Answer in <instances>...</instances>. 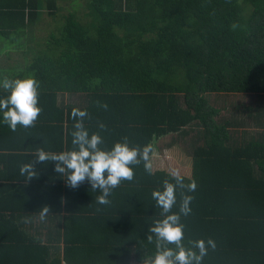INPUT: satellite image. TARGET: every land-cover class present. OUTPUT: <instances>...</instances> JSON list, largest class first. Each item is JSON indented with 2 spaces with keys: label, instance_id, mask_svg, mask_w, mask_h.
I'll return each instance as SVG.
<instances>
[{
  "label": "trees",
  "instance_id": "16d2710c",
  "mask_svg": "<svg viewBox=\"0 0 264 264\" xmlns=\"http://www.w3.org/2000/svg\"><path fill=\"white\" fill-rule=\"evenodd\" d=\"M45 11L52 22L42 42L31 33ZM8 45L25 48L31 61L18 75L8 66L0 76H34L43 111L32 127L0 125V153L35 139L50 152L70 149L74 108L88 111L85 126L105 147L124 137L141 149L151 145L150 164L157 143L176 135L192 147L184 183L197 187L178 189L172 210L183 194L194 197L191 214L182 216L186 237L217 242L204 264H264V0H0V58ZM61 94H80L81 105L60 106ZM224 94L234 96L226 107L238 118L215 105ZM243 94L252 101L235 100ZM11 138V147L2 145ZM133 167L134 179L113 190L109 205L97 204L99 190L87 182L70 189L42 169L32 184L0 183V264H144L155 252L147 228L160 216L151 194L172 177L149 174L143 160ZM32 194L35 210L47 207L60 220L62 255L34 245L19 222L31 215L4 211Z\"/></svg>",
  "mask_w": 264,
  "mask_h": 264
},
{
  "label": "clouds",
  "instance_id": "9594fccd",
  "mask_svg": "<svg viewBox=\"0 0 264 264\" xmlns=\"http://www.w3.org/2000/svg\"><path fill=\"white\" fill-rule=\"evenodd\" d=\"M39 87L34 76H0V89L7 93L0 95V125H7L12 131H16L18 125L23 128L34 126L43 111L39 105ZM101 106L107 108V104ZM71 115L74 119L72 147L59 152L37 148L34 159L21 165L22 176L27 179L36 177L35 166L38 163L55 162L54 171L65 179L67 187L77 189L87 182L93 191L99 190L100 194L95 197L97 204L109 205L113 190L122 181L134 179V165L143 160L145 171L152 174V166L148 162L149 153L153 151L151 145L141 149L124 137L111 147H105L104 137L99 132H90L85 126V118L89 116L86 109L74 108ZM98 126L100 129L106 127L103 123ZM170 175L174 182L164 179L161 187L151 194L155 206L160 209V216L148 225L146 239L155 243V252L144 264H204V258L210 250L217 248V242L211 237L194 240L186 237L182 216L191 214L194 197L183 194L179 211L172 210L177 204V190L186 187L188 192H194L196 182L193 180L185 185L178 169H173ZM47 211L45 207L43 212Z\"/></svg>",
  "mask_w": 264,
  "mask_h": 264
},
{
  "label": "crops",
  "instance_id": "0c3cea01",
  "mask_svg": "<svg viewBox=\"0 0 264 264\" xmlns=\"http://www.w3.org/2000/svg\"><path fill=\"white\" fill-rule=\"evenodd\" d=\"M48 11V10H47ZM47 11L44 12V15L47 17ZM31 35H33L34 37L36 36V32L34 31L33 33H31ZM81 96L80 94H61L59 96V105H65V104H76V105H81ZM261 130L258 131V133H260ZM172 136V135H169ZM169 136L165 137L168 138ZM50 140V139H49ZM163 139L160 141L162 142ZM159 142V143H160ZM4 144L2 145H8L11 147L12 145V138L11 141L6 143V142H2ZM13 144H19V147H17L16 149L13 148H7L4 149V153H0V154H4L6 156H9L8 158H2L0 160V175L2 176V179L0 178V183L5 184L6 187H10L11 185H17L18 188H20L21 184H32L33 181H40V177L41 176H36L33 177L31 179H27L26 176H22L20 173V167L22 164L24 163H28L30 161H32L34 159L35 156V150L37 148H43V146L45 145V142H38L37 139L34 140V142H30V144H24L23 146H20V143H16L15 141H13ZM160 145V144H159ZM49 146V142H47V147ZM70 147H72L71 145H69ZM164 146V145H163ZM170 148V147H168ZM45 150H47L46 148H44ZM161 149V148H160ZM165 149V148H164ZM153 158L154 156L151 157V166L153 171L156 170H167L169 171V169H167V162H162L161 166L162 168H159V166H153ZM9 161V162H7ZM54 162H46L45 164L43 163H38L35 166V169H38L41 171L44 170V172H41V175H43V177H45L46 179H52L53 181H55V179H53L52 177H56V173L54 175L55 171L52 168V164ZM191 165H190V175H185V176H191L192 175V158H191ZM5 166L9 167V170L7 171L8 168H5ZM50 167L52 170H50ZM186 169V168H185ZM7 171L5 173H2L1 171ZM171 172V171H169ZM1 177V176H0ZM61 177V176H60ZM57 177V178H60ZM64 179V178H63ZM65 180V179H64ZM35 202H38V199L36 198L35 194H32L30 196V200H25L23 201L21 204H12L9 207H5L4 211L8 212V213H17V212H26L25 215H31L29 218H25L23 220H19L20 223H22V225L24 226V229L26 230V232H28V235L34 237L36 244H34L37 248H41L43 246H50L53 249L54 248H58V254H63V250H64V245L63 243L57 241V232L60 231V220L59 219H55L54 218V214L52 215V213H44L43 209L41 206H39V208H37V210H35L34 208L37 207V205L35 204ZM19 209V211H17ZM43 213V215H42ZM17 224L19 225V223L17 222ZM1 257H3L5 259V255L4 253L0 252ZM1 257H0V262L1 261ZM11 259V258H10ZM6 261H9V259H6ZM4 263V262H3ZM14 263H16V260H14ZM13 263V264H14ZM62 264H67L66 262H63Z\"/></svg>",
  "mask_w": 264,
  "mask_h": 264
},
{
  "label": "rangeland",
  "instance_id": "374dc122",
  "mask_svg": "<svg viewBox=\"0 0 264 264\" xmlns=\"http://www.w3.org/2000/svg\"><path fill=\"white\" fill-rule=\"evenodd\" d=\"M50 21L52 22V18L50 17L49 19L47 17L46 21L43 24L40 23L39 25L34 27V31L36 32L37 38H39V40H41L42 42L46 41L50 35V25H49ZM2 46H4V44H2ZM6 49H7L6 51L7 56L4 55L2 56V58H0V71L1 68L5 69L8 66H9L8 68L9 73L12 75L13 74L18 75L19 71L22 70L26 71L27 68L26 60L32 55H30L25 48L22 50V53H20L21 51L19 52L18 50L14 51V49L10 47V45H8ZM30 61L31 58H29L27 62ZM208 98L212 100V103H214L215 101L214 96H208ZM217 99H219V101L216 100L217 104L215 103V105H217L222 116L229 118V120L238 118L239 113L233 112L231 109H227L226 107L228 104H230L229 102L231 101L234 102L233 95H229V94L228 95L224 94L221 96L218 95ZM235 100L240 103L244 101L246 104L252 101L249 95H244V94L238 95L235 98ZM255 101L257 102L256 98L253 100V102ZM194 135L196 139L195 131L193 132V136ZM199 140L200 139H198L197 142H199ZM159 142L157 143L158 153L153 158V166H159V168H162L161 164L164 161L167 162L166 168L169 169V171L172 172L173 169H178L181 175H190L192 147L188 143H186V141H183V139L177 137L176 135H172L169 136L168 138H164L162 142L160 143ZM133 264L136 263L133 262Z\"/></svg>",
  "mask_w": 264,
  "mask_h": 264
},
{
  "label": "bare ground",
  "instance_id": "6f19581e",
  "mask_svg": "<svg viewBox=\"0 0 264 264\" xmlns=\"http://www.w3.org/2000/svg\"><path fill=\"white\" fill-rule=\"evenodd\" d=\"M256 256V255H255Z\"/></svg>",
  "mask_w": 264,
  "mask_h": 264
}]
</instances>
